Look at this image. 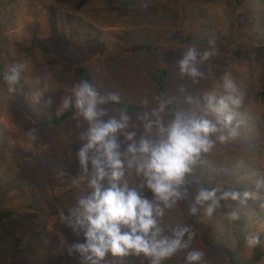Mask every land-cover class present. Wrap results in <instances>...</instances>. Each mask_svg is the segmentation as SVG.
I'll list each match as a JSON object with an SVG mask.
<instances>
[{
    "label": "rangeland",
    "instance_id": "374dc122",
    "mask_svg": "<svg viewBox=\"0 0 264 264\" xmlns=\"http://www.w3.org/2000/svg\"><path fill=\"white\" fill-rule=\"evenodd\" d=\"M244 12L245 17L235 20L234 0H0V211L13 213L0 222V264H89L74 248L85 243L84 231L74 232L61 219L92 191L77 158L88 124L77 110L57 127L34 126L76 108L73 88L84 81L73 72L75 66L87 71L102 96L115 94L118 103L140 108L154 121L159 117L164 125L169 123L165 108L153 115L162 105L151 80L155 68L166 70L163 91L174 118L181 112L203 116L204 97L214 90L221 93L223 79L230 78L241 98L238 106H230L235 135L221 142V133L211 134L213 148L191 166L193 193L180 187L183 198L166 210L160 223L164 235L188 227L193 237L188 249L161 264H187L185 257L193 250L203 253L198 264H231L215 246L218 239L232 249L241 244V264L251 260L250 241L259 234L264 249V0H246ZM218 34H232L235 44L258 50L253 62L220 52ZM188 38L193 41H183ZM135 46H150L153 58L134 52ZM189 47L214 53L202 63L198 57L202 77L180 74L179 61ZM19 65L21 79L10 92L4 76ZM65 100L72 101L67 108ZM102 107L108 113L104 119L122 112L108 101ZM128 117L125 131H135L137 140L157 137V126L146 131L142 120ZM207 118L215 123L212 115ZM117 135L124 151L129 142ZM124 179L152 198L146 186L140 187L142 177L132 172ZM206 182L208 190L221 189L217 198L237 185L243 188L242 199L245 192L250 196L244 204L219 202L211 216L199 205L193 215L189 209ZM108 186L105 180L103 188ZM99 264L150 260L142 254L108 253ZM256 264H264V254Z\"/></svg>",
    "mask_w": 264,
    "mask_h": 264
},
{
    "label": "clouds",
    "instance_id": "9594fccd",
    "mask_svg": "<svg viewBox=\"0 0 264 264\" xmlns=\"http://www.w3.org/2000/svg\"><path fill=\"white\" fill-rule=\"evenodd\" d=\"M213 52L198 53L196 48L189 47L179 61L180 74L193 79L202 77L197 67L199 62L206 61ZM23 65L13 66L4 76L9 91H15V86L21 79ZM222 92L214 90L204 97L205 113L200 118H194L177 113L170 123L164 125L156 121L145 125L150 131L153 123L157 126L158 135L155 139L141 137L136 139L135 131H125L129 128V117L121 112L119 116L108 115L102 107L107 101L119 102V96H102L90 83L81 82L74 86V104L78 114L87 122L88 127L81 135V147L77 158L88 185L92 189L90 195L78 200L76 208L70 216H62L67 220L74 232L84 231L85 243L76 244L74 248L89 264H99L106 254L124 256L129 253L142 254L150 260V264L161 262L181 249H188L193 237L188 227H176L171 235H164L161 220L168 209H172L183 198L180 187L185 183V177L192 170L202 153L211 151L214 144L211 134L221 133L218 139L223 142L228 136L235 135V129L230 128L233 116L230 106H238L241 98L234 94L233 81L225 76L221 83ZM39 93L34 98L39 100ZM72 101L65 100L64 108ZM164 105L153 112H162ZM215 118V123L208 119ZM221 125L222 127H218ZM224 129H229L227 135ZM128 141L124 151L117 134ZM91 166V169L90 167ZM134 172L142 177L141 188L147 187L152 198L149 199L135 187H129L124 179L126 174ZM107 180L109 186L103 188ZM219 188L200 190L189 211L195 215L199 205H206L204 211L211 216L220 199H231L244 204L250 193L241 194L237 191H223L219 198ZM232 219L238 218L237 212L231 213ZM187 235V239L185 236ZM258 242L253 238L250 243ZM203 253L189 251L185 257L187 264H198Z\"/></svg>",
    "mask_w": 264,
    "mask_h": 264
},
{
    "label": "trees",
    "instance_id": "16d2710c",
    "mask_svg": "<svg viewBox=\"0 0 264 264\" xmlns=\"http://www.w3.org/2000/svg\"><path fill=\"white\" fill-rule=\"evenodd\" d=\"M246 3V0H234V7L237 16L235 17V20H241L243 17L247 15V13L244 12V5ZM121 6L126 7L128 6V3H121ZM253 21V20H252ZM252 27L255 28V24H252ZM234 35L230 34L228 36L218 34L216 37V41L219 43L217 48L220 52L231 54L234 57H244L247 62L250 64L253 62V59L255 58V53L259 52L256 50H249V48H244L243 45H237L235 43L238 42L236 40L237 38L233 37ZM175 38V37H174ZM231 39V40H230ZM178 40V39H175ZM184 42L193 41L188 38V40H183ZM182 42V41H181ZM134 52L142 51L145 52L147 55H152V48L150 46H135L132 48ZM261 49V48H258ZM73 72L78 75L84 82H88L93 86V79L89 76L87 71L81 67V66H75L73 68ZM166 77V70L162 68H155L154 74L152 75V84L154 89V94L156 96L157 101L164 105V108L167 112V118L168 122L170 123L172 119H174L173 115V107L171 106L170 101H167V99L164 96V79ZM109 104L116 106L119 108L123 113H126L127 115L142 120L145 124H148L150 122H153L154 120L151 119L143 110L137 107H132L129 105L120 104L118 102H112L108 101ZM77 112L76 108H70L66 110L64 113H62L59 117L51 118L49 120H45L40 123L34 124L36 127H57L65 120L71 118L75 113ZM153 126L156 125L153 123ZM193 179V170L185 177V183L181 186L183 189H185L188 193H193L191 188V181ZM202 189H208V183H203L201 186ZM231 190L237 191L240 194L243 192V188L241 185H237L236 187L232 188ZM230 191V190H229ZM219 202H225V199H220ZM71 203V200H70ZM203 207H206V205H202ZM13 213L10 210H2L0 211V222L3 220H8L12 217ZM214 228V226H213ZM214 231V230H213ZM258 237V242L253 245V254L251 260H249L248 264H256V261L260 259V257L264 254V249H261V243L260 239L263 237V234ZM241 244L238 245V249H232L228 248L226 244L220 242V239H218V243H215V246L219 248L225 255L227 256V259L231 264H241L240 260L237 258V254L239 252V247ZM125 257V255L123 256ZM244 264H247V262H244Z\"/></svg>",
    "mask_w": 264,
    "mask_h": 264
}]
</instances>
